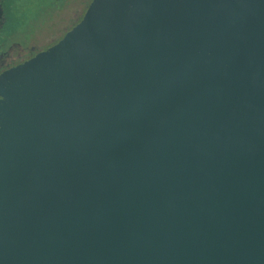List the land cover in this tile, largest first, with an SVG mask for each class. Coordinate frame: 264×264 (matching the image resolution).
<instances>
[{"label": "water", "instance_id": "95a60500", "mask_svg": "<svg viewBox=\"0 0 264 264\" xmlns=\"http://www.w3.org/2000/svg\"><path fill=\"white\" fill-rule=\"evenodd\" d=\"M0 264H264V0H89L0 71Z\"/></svg>", "mask_w": 264, "mask_h": 264}, {"label": "flooded vegetation", "instance_id": "af4514ba", "mask_svg": "<svg viewBox=\"0 0 264 264\" xmlns=\"http://www.w3.org/2000/svg\"><path fill=\"white\" fill-rule=\"evenodd\" d=\"M89 0H46L35 14H16V0H0V71L58 40Z\"/></svg>", "mask_w": 264, "mask_h": 264}, {"label": "rangeland", "instance_id": "374dc122", "mask_svg": "<svg viewBox=\"0 0 264 264\" xmlns=\"http://www.w3.org/2000/svg\"><path fill=\"white\" fill-rule=\"evenodd\" d=\"M45 1L46 0H16V14L19 17H22L24 14V18L27 19L28 17L34 15L36 7Z\"/></svg>", "mask_w": 264, "mask_h": 264}]
</instances>
